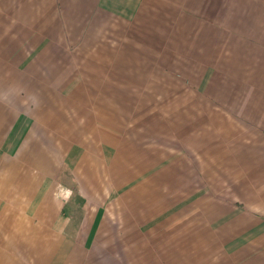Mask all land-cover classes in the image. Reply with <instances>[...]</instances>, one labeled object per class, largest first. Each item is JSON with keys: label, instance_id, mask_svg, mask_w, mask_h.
Returning a JSON list of instances; mask_svg holds the SVG:
<instances>
[{"label": "crops", "instance_id": "0c3cea01", "mask_svg": "<svg viewBox=\"0 0 264 264\" xmlns=\"http://www.w3.org/2000/svg\"><path fill=\"white\" fill-rule=\"evenodd\" d=\"M0 264H264V0H0Z\"/></svg>", "mask_w": 264, "mask_h": 264}]
</instances>
